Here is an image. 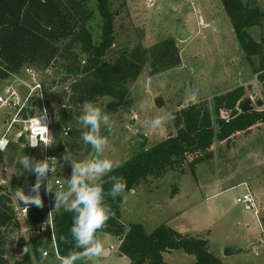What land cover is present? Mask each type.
<instances>
[{
	"label": "rangeland",
	"instance_id": "rangeland-1",
	"mask_svg": "<svg viewBox=\"0 0 264 264\" xmlns=\"http://www.w3.org/2000/svg\"><path fill=\"white\" fill-rule=\"evenodd\" d=\"M247 3L249 7L258 6L264 11V0H248ZM86 6L93 12L87 26L93 41L98 42L101 19L95 0H87ZM110 7L116 13L113 18L114 45L103 57L106 62L116 59L123 49L131 50L139 44L149 49L163 39H174L177 21L184 24L189 38L177 41L181 61L178 67L153 75L148 58L137 78L128 81V94L121 104L108 96L94 103L110 115L113 123L111 134L101 126V135L109 139L103 158L121 165L139 153L143 144L144 149H149L169 134L176 135L172 120L151 131L145 122L178 111L183 104L187 107L206 100L212 108L213 97L237 86H246L245 95L251 98L253 104L260 96L261 86L250 66L252 62L254 67H258L260 60L258 57L248 58L241 50L221 0H192V4L184 0H111ZM199 16L204 25L198 23ZM247 32L255 41L262 43L264 59V17L261 25ZM74 52L83 66L85 55L80 53L79 48ZM70 63L71 60L67 58L46 68L27 65L33 69L36 79L43 86L53 140L52 154L58 160L55 177L61 180V190L64 191H67L66 182L72 173L70 160L95 158L94 150L81 139L82 133L87 131L77 122L82 114V106H74L67 101L70 82L76 77L67 72L66 66ZM19 79L24 83L29 81L25 73H21ZM13 80L10 76L0 79V92ZM188 83L194 101L185 99ZM18 90L22 95L26 93L23 84L18 85ZM64 92H67L66 98ZM160 101L162 104L159 106ZM62 110L71 114L67 125L60 121ZM10 112L0 109V136L5 131L3 121ZM220 113L228 117L223 111ZM15 134V130L7 133L5 137L10 143L4 152H0V179L6 181V186H0V193L4 191L10 197L13 217L5 229L0 225L8 264H14L21 257L20 247L30 249L32 236L36 239L33 226L28 228L26 221L16 214L15 209L23 202L14 193L30 180L31 174L36 178L35 172H27L22 168L18 163L20 158L28 155L40 161V155L20 144ZM230 135L228 142L217 141L209 146L213 158L195 165L192 171L184 163L183 173L179 168L168 171L160 179L148 178L151 182L147 180L136 186L133 192L121 194L119 208L124 229L130 224H140L149 232L165 224L178 233L208 240L209 248L220 257L221 264H264V123H257L247 131H236ZM243 183L248 185L256 209L260 210V224L252 209L236 203L237 197L246 192ZM173 188L179 189L175 201L170 199ZM50 196L54 214L64 212L63 208H54L55 194ZM124 196H127L126 201ZM96 236L109 249V254L103 259L85 256L77 260L76 264H126L125 259L117 255L118 239L115 235L97 233ZM225 247L242 251L224 256ZM47 249L50 253L51 248ZM192 259L184 250L164 253L162 258L167 264H187ZM33 264H58V258L49 255L34 259Z\"/></svg>",
	"mask_w": 264,
	"mask_h": 264
},
{
	"label": "trees",
	"instance_id": "trees-1",
	"mask_svg": "<svg viewBox=\"0 0 264 264\" xmlns=\"http://www.w3.org/2000/svg\"><path fill=\"white\" fill-rule=\"evenodd\" d=\"M111 0H95V7L101 19V35L94 42L87 26L93 12L86 6L87 0H0V79L19 73L27 65H40L44 68L58 63V60L70 59L68 73L76 77L70 82V94L67 101L74 106H82L84 101L97 102L108 96L121 104L128 94V81L137 78L143 66L150 59L149 67L153 75L178 67L181 63L178 47L173 38L159 41L149 49L142 44L131 50L123 49L111 62L103 60L105 53L114 45L113 18L115 12L110 7ZM119 1V0H116ZM224 10L232 23L236 40L243 53L248 57H258L260 65L253 73L261 85L260 96L254 104L245 95L243 86L234 87L221 95L213 97L212 108L206 100H200L187 107H181L171 114L176 135L168 136L159 144L144 149L115 168L109 176L122 177L127 182L126 191H132L148 178L160 179L168 171L179 168L184 163L192 171L200 162L213 158L208 149L214 142L229 141L230 134L247 131L257 123H264V59L263 45L248 34V30L261 25L264 17L258 6H247L241 0H221ZM79 48L85 55L83 66L79 64ZM81 69V70H79ZM159 106L162 104L158 103ZM223 111L226 117L221 115ZM70 112H60V121L67 125ZM188 155H191L187 162ZM36 179L33 174L30 180ZM108 180V176L103 178ZM105 192L111 184L103 185ZM176 188L170 191L173 198ZM121 198L105 197L114 216L97 233H109L118 237L117 251L120 256L129 259V264H167L162 260L164 252L184 250L194 257L191 264H221L217 256L207 248L203 238L180 234L162 224L147 233L140 224H130L125 230L121 222ZM11 199L4 191L0 193V225L4 229L11 224L13 217ZM24 205V204H23ZM57 234V250L61 256L71 251L82 252L75 248L74 241L66 243L61 237L71 240L70 228L73 213L64 211L54 214ZM26 220L28 228L38 221V209L31 208ZM4 236H0V264H8L5 258ZM31 247L14 261V264H33L47 249L44 241L32 236ZM59 264V260H58Z\"/></svg>",
	"mask_w": 264,
	"mask_h": 264
},
{
	"label": "clouds",
	"instance_id": "clouds-1",
	"mask_svg": "<svg viewBox=\"0 0 264 264\" xmlns=\"http://www.w3.org/2000/svg\"><path fill=\"white\" fill-rule=\"evenodd\" d=\"M46 119L47 116L42 115L39 118V123L41 124V121ZM173 119L172 114L156 116L151 121L145 122V126L149 131L156 130ZM77 122L87 129L82 133L81 139L94 150L95 158L83 161L70 160L72 173L66 182L67 191L54 187V183L58 182H54L55 168L50 164V161L55 158L36 161L32 157L24 155L18 161L25 171L36 173V181L31 186L29 194H25L22 188L15 190L14 194L19 201L28 206L35 205L43 208L44 203L40 195L41 185L51 172L52 175L48 179L45 191L48 194H55L54 208L57 210L63 208L65 211L73 213V222L70 228L72 239L68 240L66 237H61V240L66 243L74 241L75 248L83 249V251H71L66 256H59V264H76L77 260L85 256L103 259L109 254V249L96 236L97 232L102 230L107 221L114 216L110 206L105 203V197L120 196L125 193L128 187L126 180L122 177L109 176V173L120 166L119 163L103 158V154L109 145V139L108 136L101 135V126H104L110 134L112 133L113 123L110 120V115L94 103L84 101L82 114L77 118ZM40 130H47V127L41 124ZM41 139L44 141V148L49 147V139L45 136H41ZM36 146L34 141L33 147ZM2 148L3 141H0V149ZM65 158L67 159V156ZM106 176H108L107 181L103 179ZM105 183L111 184L107 193L103 187ZM124 200H127V196H124ZM41 251L43 252V249ZM43 254L46 256L47 252H43Z\"/></svg>",
	"mask_w": 264,
	"mask_h": 264
},
{
	"label": "built area",
	"instance_id": "built-area-1",
	"mask_svg": "<svg viewBox=\"0 0 264 264\" xmlns=\"http://www.w3.org/2000/svg\"><path fill=\"white\" fill-rule=\"evenodd\" d=\"M192 4V0H184ZM197 13H199L197 11ZM198 23L204 25L203 19L199 16ZM21 73H25L26 78H29L28 83L20 81L19 77ZM14 78L13 83L9 84L3 92H0V109L11 110L10 114L7 115V119L3 121V126L5 131L2 136H0V141H3V148L0 149V152H4L8 145L9 141L6 140V135L10 130H15V137L17 141L20 136H24L25 143L24 145L29 151L39 153V159L44 160L45 158H55L52 154L53 140L50 136V121H49V110L48 105L45 103L43 86L36 79V74L32 68H26L20 71L19 73L11 74L10 78ZM24 85L26 93L22 95L18 90V85ZM42 115H46L47 119L42 120V126H46L47 130L41 131V124L39 123V118ZM41 136H45L49 139L50 145L47 148H44V141L41 139ZM36 142L37 146L33 147V142ZM19 142V141H18ZM20 143V142H19ZM21 144V143H20ZM57 159L50 161V164L55 168L53 173L54 187L62 189L63 184L60 179L55 177L57 171ZM3 170L6 171V168L3 167ZM51 172L48 174V178H45L41 185L40 195L44 197L43 208H39L35 205H20L15 209L17 216L21 217L22 220L26 221L29 216V211L31 208L38 209V221L33 225L35 230V236L37 240L44 241L51 248L49 253L48 249L44 252H47L45 256L42 252V257H48L49 255H56L58 258L60 253L57 250V234L55 228V215L51 207V196L46 193L45 189L48 184V179L51 178ZM246 193L241 197H237L236 203L243 204L245 207L254 209V199L251 191H249L248 186L243 183ZM0 186H6V181L0 179ZM3 191H1L2 193ZM257 214L258 211H255ZM1 236V235H0ZM25 247H20L19 250L22 254H25Z\"/></svg>",
	"mask_w": 264,
	"mask_h": 264
},
{
	"label": "water",
	"instance_id": "water-1",
	"mask_svg": "<svg viewBox=\"0 0 264 264\" xmlns=\"http://www.w3.org/2000/svg\"><path fill=\"white\" fill-rule=\"evenodd\" d=\"M176 29H175V32H174V39L177 41H185L186 39L189 38V33H187V31L185 30L184 28V24H182L180 21H177L176 23ZM67 96V92H64V98H66ZM185 99L187 101H191L192 100V94L190 92V84L188 83L187 86H186V90H185ZM172 134H169V136H171ZM21 144H24L25 141H24V136H20L19 137V140H18ZM35 181L36 179H32L30 180L28 183L18 187V188H22L25 192V194H29L30 192V188L32 185L35 184ZM41 192V190H40ZM33 195H35V193H32ZM241 251V249L239 250H236L234 248H231V247H225V250H224V256H231V255H234V254H237Z\"/></svg>",
	"mask_w": 264,
	"mask_h": 264
},
{
	"label": "crops",
	"instance_id": "crops-1",
	"mask_svg": "<svg viewBox=\"0 0 264 264\" xmlns=\"http://www.w3.org/2000/svg\"><path fill=\"white\" fill-rule=\"evenodd\" d=\"M243 3H247V1L248 0H241ZM248 4V3H247ZM263 13H264V11H263ZM176 41V40H175ZM178 41V40H177ZM177 41L175 42L176 43V45H177ZM251 60V59H250ZM252 61V60H251ZM261 86V85H260ZM245 88H246V86H244ZM192 94V93H191ZM187 101V100H186ZM191 101H194V96L192 95V100ZM181 106H183V107H185L184 106V104L183 105H181ZM149 181L148 182H151L150 181V179H148ZM247 185V184H246ZM248 186V185H247ZM245 188V187H244ZM249 189V188H248ZM133 192V191H132ZM175 195H174V197L173 198H170L172 201H175L177 198H178V196H179V189L178 188H176V191H175ZM220 193V192H219ZM246 193V192H245ZM244 194V193H243ZM252 196H253V194H252ZM253 199H254V196H253ZM254 205H255V210L254 209H252L253 211H254V216L256 217V219H257V221H258V224H260L261 222H260V217H259V214H260V210L257 208L256 209V204H255V199H254ZM255 211H258V213L256 214L255 213ZM144 231H145V229H143ZM154 230V229H153ZM147 233H150V232H152V231H146ZM181 234V233H180ZM183 234V233H182ZM198 237V236H197ZM117 239H118V237H117ZM206 242H207V248H209V245H208V240H206ZM118 245H119V240H118ZM118 245H117V247H118ZM117 247H116V251H117ZM209 250H210V252H212L215 256H217L218 258H219V260H220V257L217 255V254H215V252L214 251H212L210 248H209ZM173 251V250H172ZM241 251H242V249H241ZM171 251H168V253H170ZM164 253H167V252H164ZM164 253L162 254V258H163V255H164ZM117 255L118 256H120L119 255V251H117ZM191 257H193L192 255H190ZM121 258H123V259H125V261H126V264H129V259L127 258V257H125V256H120ZM194 257H193V259L192 260H190V262L189 263H187V264H191V263H193L194 262ZM221 261V260H220Z\"/></svg>",
	"mask_w": 264,
	"mask_h": 264
},
{
	"label": "flooded vegetation",
	"instance_id": "flooded-vegetation-1",
	"mask_svg": "<svg viewBox=\"0 0 264 264\" xmlns=\"http://www.w3.org/2000/svg\"><path fill=\"white\" fill-rule=\"evenodd\" d=\"M29 181H30V180H29ZM29 181H28V182H29ZM28 182H27V183H28Z\"/></svg>",
	"mask_w": 264,
	"mask_h": 264
}]
</instances>
